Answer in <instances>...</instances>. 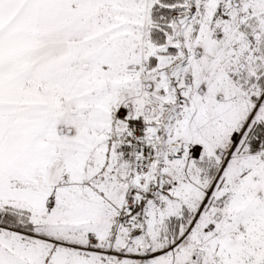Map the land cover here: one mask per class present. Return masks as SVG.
I'll return each instance as SVG.
<instances>
[{
	"label": "snow or ice",
	"instance_id": "snow-or-ice-1",
	"mask_svg": "<svg viewBox=\"0 0 264 264\" xmlns=\"http://www.w3.org/2000/svg\"><path fill=\"white\" fill-rule=\"evenodd\" d=\"M0 264H264V0H0Z\"/></svg>",
	"mask_w": 264,
	"mask_h": 264
}]
</instances>
